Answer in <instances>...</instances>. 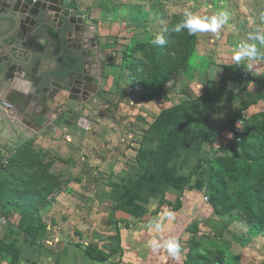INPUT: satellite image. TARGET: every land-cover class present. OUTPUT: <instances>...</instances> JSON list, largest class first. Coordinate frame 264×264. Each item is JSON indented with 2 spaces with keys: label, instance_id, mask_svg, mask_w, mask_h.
Wrapping results in <instances>:
<instances>
[{
  "label": "rangeland",
  "instance_id": "374dc122",
  "mask_svg": "<svg viewBox=\"0 0 264 264\" xmlns=\"http://www.w3.org/2000/svg\"><path fill=\"white\" fill-rule=\"evenodd\" d=\"M75 1L82 16L97 22L91 36L97 38L100 44L98 53L101 54L103 63L99 91L92 99L91 107L78 106V110L73 107V112L67 109L61 119H56L54 116L53 124L51 123L52 125L50 124L45 132L50 138L49 134L54 133V126L57 125L58 120V124L62 126L78 129L75 141L58 136L62 142L55 151L41 150L40 146L35 149L38 150V154H44L43 161L53 162L49 171L58 175L62 182V187L56 189V197L52 204L31 221L26 220L28 216L11 210L0 212V216L7 224L27 226L30 231L29 237L32 239L54 240L58 239L59 233L72 234L82 241V245L87 244L86 249L92 256L108 257L111 253L106 248L111 249V244L117 239L115 225L121 222L117 219L118 207L136 206L142 217L148 219L161 202H171L174 205L177 197L170 198L164 195L168 192L178 193L180 189L171 190L169 187L171 180L165 183L163 180L167 178L163 172L155 176L154 170L151 175L148 172L149 168H145L142 171L143 178L137 183L143 186V196L132 201L128 198L122 200L124 195L120 193L122 187L126 188L129 195L134 186L129 185L128 181L120 186L117 176L123 175V170H128L131 176L140 174L145 155L141 152V148L147 133L146 126H150L152 120L150 117L146 120L140 117L143 111L144 114L146 113L144 106L148 104H145L147 101L141 100V93L130 87L127 81L128 70L119 66L121 61L119 53L133 45L132 42H147L151 33L156 40V37L165 30L173 31V28L184 18L185 11L190 10L200 17L226 14L227 22L217 32L205 31L189 35L187 29L179 33L173 31L177 44L175 49H182L187 45L185 37L189 39L190 45L195 50L191 64L193 67L200 65L203 68L193 75L180 76L172 80L166 87L164 96L168 100L165 104L160 103L161 100H165L163 94L156 98L158 99L156 111L185 105L188 102L196 104L205 98L212 100L214 95L211 92L215 93L218 82L216 78L208 81V71L211 67L208 64L213 63L215 69H220L225 66L222 63H230L232 60L237 62L235 56L241 45L255 48L256 54L238 62L243 64L240 66L242 67L240 71H243V67L247 65L253 71L262 69L263 71L259 73L264 77V44L249 38V34L257 28L264 30V0ZM152 10L162 15L163 22L152 24ZM89 28L91 32L92 27ZM214 60L218 63H214ZM83 124L85 126L89 124V128H85ZM51 127L54 131L50 129ZM140 131L143 133H138ZM87 134L90 144L88 146L85 142ZM10 152L16 156L15 151ZM6 153L7 151L3 155L0 154L5 156ZM193 165L192 162V165L181 168L184 179L190 175ZM144 180L146 185H140ZM200 180L203 192L198 194L199 198L182 199L181 197L182 206L177 211L182 214L183 221L179 218L173 219L172 215L168 218L169 222L174 221L173 223L186 222L182 230L173 232L181 247V257L186 260L189 253L204 254L205 250H208L209 257L213 259L223 251L226 264H264V238L252 237L243 219L237 218L234 222L229 218L215 215L212 206L206 200V179L201 176ZM152 194H161V196L149 198ZM65 224L71 225L73 231H60L57 228ZM156 224L169 230V227L163 221L159 222L157 218ZM100 244L106 247L101 248ZM103 249L105 252L107 250V253L103 252Z\"/></svg>",
  "mask_w": 264,
  "mask_h": 264
},
{
  "label": "crops",
  "instance_id": "0c3cea01",
  "mask_svg": "<svg viewBox=\"0 0 264 264\" xmlns=\"http://www.w3.org/2000/svg\"><path fill=\"white\" fill-rule=\"evenodd\" d=\"M80 15L82 16V13ZM87 24L88 26L84 27V32L88 34L90 26L88 22ZM93 30L94 28H92L91 33L94 32ZM220 60L222 61V59ZM214 63H218V61L214 60ZM222 65H225L226 68L222 66L223 68L215 69V64H208V66H211L209 71L207 70L208 81L216 78L218 82V88H215V93L214 91L211 92L214 95L212 100L205 98L196 104L188 102L185 105L172 106L158 112L156 111L158 99L145 103L148 105L144 106V110L148 113L144 114L143 111L140 117L145 120L150 117L152 123L150 126H146L147 133L145 134V141L141 148V152L145 154L144 160H142V169L140 174L137 173L134 176H131L128 170H123V175L117 176L121 184L120 186H123V183L126 181L129 182V185L134 186L132 188L133 191H130L129 195L125 190L126 188L122 187V191L120 192L121 195L124 194L122 200L125 201L128 198V200L132 201L143 196V186H139L137 183H140L139 179L143 178L142 171L145 168H149L148 172L151 175L154 170L156 172L155 176L159 175V172H163L167 178V180L164 178L163 181L168 183L171 180L169 182L171 190L174 188L179 189L189 181L190 184L186 187L187 191H184L185 195L182 194V199L200 197L198 194L203 192L200 179L203 175L195 173L194 169L205 158L209 150V136L229 122L243 102L250 101L256 93L260 95L264 94V90L257 88L249 78L240 77L239 80L237 78L240 74L246 73L250 76L261 75L259 72L262 69L253 71L249 66L245 65L243 71H240L242 69L240 66H243V64L241 65L234 60L230 63H222ZM187 86L186 84L185 87ZM242 87H244L243 90ZM164 98L165 100H161L160 103L165 104L168 99ZM67 101L68 96L64 93L58 96L52 104L53 114L50 117L52 124L55 119L54 116H56V119H60L66 114L69 104ZM92 101L86 104H79L75 108L78 110L79 107H91L90 103ZM260 110H264V100L249 109V111L253 112ZM39 111L40 109L37 110V112ZM71 111L73 112V108H71ZM58 123L57 120V125L54 126L55 131L52 129L53 127L50 128L54 131L52 133L54 136L49 134L50 138H48L45 132L50 126H47L39 133L34 129L27 128L17 119L8 117L0 102V153L3 155L6 151L7 153H10V151L17 152L21 146L33 139L36 140L35 144L37 146L52 151H55V148L62 142L58 136L75 141L78 129L76 127V129L74 127H67V125L62 126ZM138 133L143 132L140 131ZM88 136L89 134L85 138L86 144L88 143ZM229 138V133H219L215 138L217 141L214 144V149L218 150L224 147L226 140ZM76 142L79 144L78 141ZM88 145L90 144L88 143ZM1 154L0 156H2ZM192 162L194 164L192 172L190 171L188 178L184 179L183 173L181 174V168L186 165H192ZM175 168H178V170ZM145 183L146 180L140 185L143 184L145 186ZM118 188L120 189L119 186ZM179 194L180 189L178 193L168 192L164 196L175 198ZM159 195L161 196V194H152L149 198H158L160 197ZM120 205L122 206V204ZM154 209L157 212L159 208ZM116 211L117 219L121 221L115 225L120 240L119 245L116 244L118 242L116 239L111 244V249L106 248L111 253L108 257L93 256L92 258L87 256L85 252L88 250L86 249L87 244L82 245V241L72 236V234L59 233L58 239L55 238L54 240H47L45 238L32 239L26 236L18 225L5 223L0 225V264H185V259L181 257L182 253L180 254L181 250L178 255L172 256L165 246L166 241L170 238H175L174 230L180 231L186 225L185 221L180 224L173 223L174 221L169 222V216L172 215L173 219H181L182 214L169 208L160 210L159 214H155L152 211V216L147 219L145 216L142 217L136 206L132 208L122 206L118 207ZM156 218L159 219V222L163 221L170 231L162 227H159V230H157ZM181 221L183 220L181 219ZM57 228L60 231H73L72 226L66 224L61 226V228L59 226ZM58 229L57 231H59ZM153 241L160 246L154 249L152 247ZM104 247L106 246H101V248ZM103 252H105L104 249ZM105 253H107V250Z\"/></svg>",
  "mask_w": 264,
  "mask_h": 264
},
{
  "label": "trees",
  "instance_id": "16d2710c",
  "mask_svg": "<svg viewBox=\"0 0 264 264\" xmlns=\"http://www.w3.org/2000/svg\"><path fill=\"white\" fill-rule=\"evenodd\" d=\"M61 1L67 8L79 13L75 0ZM152 17L154 25L163 22L162 15L155 10H152ZM92 21L97 26V22ZM160 34L167 41L165 45L155 43L151 33L147 42H132L133 45L119 53V66L128 70L127 81L130 87L141 93V99L147 102L156 100L161 94L164 96L166 87L175 78L193 75L203 68L200 65L196 68L191 64L195 50L189 39L185 37L187 45L176 50L173 31L165 30ZM240 77L249 78L257 88L264 90V77L261 75L240 74L238 80ZM251 100L243 102L232 119L209 136V150L194 172L206 179V200L215 215L234 222L237 218L243 219L252 237L264 238V110L249 111L253 105L264 100V94L256 93ZM239 120H242L243 134L241 141L236 143L235 128ZM222 132L229 133L230 138L226 140L224 147L215 150V138ZM35 141L33 139L25 143L17 150L16 156L12 155L6 167H0V212L11 210L22 213L23 216H28V221L36 219L44 208L49 207L56 197V189L62 187L58 175L49 171L53 162L43 161L44 154L37 153ZM189 184L188 181L180 188L174 205L171 202H161L158 213L155 214L169 208L177 211L182 206L181 197ZM20 228L26 236H30L27 226L20 224ZM117 234L116 244L119 245L120 238L118 232ZM207 251L197 255L189 253L185 264H226L223 251L213 259ZM85 252L93 258L89 250Z\"/></svg>",
  "mask_w": 264,
  "mask_h": 264
},
{
  "label": "water",
  "instance_id": "95a60500",
  "mask_svg": "<svg viewBox=\"0 0 264 264\" xmlns=\"http://www.w3.org/2000/svg\"><path fill=\"white\" fill-rule=\"evenodd\" d=\"M40 19L45 21L40 23ZM87 22L95 28L92 20L76 14L61 0H0V102L8 117L39 133L51 124V106L60 94L68 95L67 109L96 96L103 63L99 54L100 73L87 92L92 81L87 58L94 57L100 47L97 38L84 32ZM48 29L56 38H51ZM74 34L79 49L85 51L81 57L68 45ZM45 35L50 36L46 48L42 45ZM54 45L58 52L50 50ZM57 53L61 68L45 67Z\"/></svg>",
  "mask_w": 264,
  "mask_h": 264
},
{
  "label": "clouds",
  "instance_id": "9594fccd",
  "mask_svg": "<svg viewBox=\"0 0 264 264\" xmlns=\"http://www.w3.org/2000/svg\"><path fill=\"white\" fill-rule=\"evenodd\" d=\"M227 22V15L224 13H218L212 15L211 17L205 16L200 17L193 12L185 11L184 18L180 23H178L173 31L179 33L184 29H187L189 35L195 34L196 32H217L225 23ZM249 38L258 41L260 44H264V30L257 28L252 33L249 34ZM155 43L159 45H165L167 41L163 36H157ZM256 54L255 48H250L247 45H241L239 52L236 54L235 59L239 62L245 57H251ZM157 230H159V225H156ZM160 245L156 244L155 241L152 242V247L154 249L158 248ZM165 246L170 255L176 256L179 254L181 247L176 238H170L165 242Z\"/></svg>",
  "mask_w": 264,
  "mask_h": 264
},
{
  "label": "flooded vegetation",
  "instance_id": "af4514ba",
  "mask_svg": "<svg viewBox=\"0 0 264 264\" xmlns=\"http://www.w3.org/2000/svg\"><path fill=\"white\" fill-rule=\"evenodd\" d=\"M43 20L44 19H40V23H42L43 22ZM45 21V20H44ZM53 24V23H52ZM53 25H55V24H53ZM56 26V25H55ZM47 32H49V34H53L52 33V31L50 30V29H48V31ZM93 34V33H92ZM49 35H45L44 36V38L42 39V45L43 46H45V48H46V46L47 45H50V44H48V42H49ZM52 37H54V38H56L55 36H54V34L51 36V38ZM78 37L76 36V34H74L71 38H69L68 40H69V42H68V45L71 47V49L73 50V54L74 55H76V56H78V57H81V53H83V52H85L83 49H79V45L77 44V42H76V39H77ZM50 50H54V51H57L58 52V45H54L53 46V48H51ZM98 49H96L95 50V55H94V57H91V58H87V60H88V62H89V64H91V67H90V69H88L89 70V73H90V75H88L89 77H91V79H92V81L89 83V89L87 90V92H90V90L93 88V86H95V80H97V77H98V74L100 73V67H99V65H100V63H99V61H98V56H99V53H98ZM71 54V53H70ZM94 60V61H93ZM91 62V63H90ZM62 59L60 58V56L58 55V53L56 54V55H54L53 57H52V61H51V63L49 64V66H48V63H46V67H48V68H52L54 71H57V69L58 68H61V66H62ZM64 63H65V61H64ZM56 74L58 75L59 74V72H56ZM101 81V80H100ZM98 91H99V89H98ZM98 93V92H97ZM61 95V94H60ZM59 95V96H60ZM97 95V94H96ZM68 96V95H67ZM69 102V99H68V101H67V103Z\"/></svg>",
  "mask_w": 264,
  "mask_h": 264
},
{
  "label": "built area",
  "instance_id": "2783aa9c",
  "mask_svg": "<svg viewBox=\"0 0 264 264\" xmlns=\"http://www.w3.org/2000/svg\"><path fill=\"white\" fill-rule=\"evenodd\" d=\"M84 125V124H83ZM242 120L238 121V126L235 128V137L234 140L236 143H239L241 141V136L243 134V129H242ZM85 128H89V124L88 126H85ZM13 154L10 152L8 153V155L5 156H0V167H6L8 165L9 162V158L12 156ZM3 217L0 216V225L5 224L4 220L2 219Z\"/></svg>",
  "mask_w": 264,
  "mask_h": 264
},
{
  "label": "bare ground",
  "instance_id": "6f19581e",
  "mask_svg": "<svg viewBox=\"0 0 264 264\" xmlns=\"http://www.w3.org/2000/svg\"><path fill=\"white\" fill-rule=\"evenodd\" d=\"M89 26H90V25H89ZM89 31H90V28H89ZM90 33H91V32H89V33H88V35H89V36H91V34H90ZM93 61H94V60H93ZM90 63H91V62H90ZM88 71H89V70H88Z\"/></svg>",
  "mask_w": 264,
  "mask_h": 264
}]
</instances>
